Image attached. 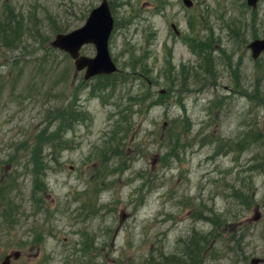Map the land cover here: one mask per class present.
Returning a JSON list of instances; mask_svg holds the SVG:
<instances>
[{"label": "rangeland", "instance_id": "rangeland-1", "mask_svg": "<svg viewBox=\"0 0 264 264\" xmlns=\"http://www.w3.org/2000/svg\"><path fill=\"white\" fill-rule=\"evenodd\" d=\"M108 1L119 73L84 82L47 42L55 24L82 27L102 0H0V13L14 7L41 32L0 49V183L17 177V215L0 195V262L22 251L17 264H145L180 255L194 233L211 240L204 264L264 259V54L248 49L264 38V0L256 11L247 0ZM72 114L58 164L39 135L60 122L63 135ZM34 140L47 168L36 202ZM243 219L249 247L238 258Z\"/></svg>", "mask_w": 264, "mask_h": 264}, {"label": "trees", "instance_id": "trees-1", "mask_svg": "<svg viewBox=\"0 0 264 264\" xmlns=\"http://www.w3.org/2000/svg\"><path fill=\"white\" fill-rule=\"evenodd\" d=\"M30 15L28 14V20L30 19ZM31 25H28V21H26V18L22 16L21 13H17L16 9L14 7H11L7 4H5L4 8L2 9L0 13V49L3 50H10L15 49L19 46H22L24 43V40L26 37H33L37 38L41 36V32L39 31H32ZM72 29L71 24L69 23L65 27H60L57 24H55L51 28V35L50 37H53L60 33H67ZM252 34H254L252 32ZM48 48L53 50L51 48V42H47ZM206 55V56H205ZM204 55V61H207V65H210V56L211 54H205ZM207 57V58H206ZM47 65V62L45 61V57L42 59V62H38V66H40V69H44ZM69 67V66H68ZM210 67V68H209ZM208 72L211 70V65L209 66ZM68 72V71H67ZM67 72H65L63 75H65ZM115 75H113L110 78H114ZM106 80H109L107 78ZM68 82V80H67ZM66 83V82H65ZM68 89V84L66 85L65 90ZM23 91V90H21ZM65 115V114H64ZM77 116V115H76ZM73 114L71 116H68L66 118L65 124L66 131L63 133V135H59L60 131V123H58L59 127H56L53 132L48 133L46 130L42 132L41 135H39L40 140L43 141L45 145L48 146L49 149H51L50 155L53 157V161L59 164L60 156L59 152L57 150L64 151L68 147L67 141L65 140L66 133L68 131H73L77 122V117ZM56 121H60V117H57L55 119ZM56 141V143H55ZM35 146L31 147V173L33 176V192L32 196L34 201L36 202V189L44 182V175L45 171L47 170L44 161L42 159V156L44 155L43 145L41 143H38L34 140ZM25 143H22L20 145H24ZM19 145V144H18ZM244 148V147H242ZM17 155L11 156V159L7 162L8 164L13 163L16 161ZM11 162V163H10ZM5 179L10 180V185H7L6 183H0V195L3 196L2 199V206L4 207L3 213L9 214L11 217H14L16 214L15 208L17 206L14 205V191L15 187L13 188L11 184L15 183L17 181V177L14 178L12 175L5 176ZM8 207V208H7ZM224 223V222H222ZM215 225H221V221L215 222ZM191 238V239H190ZM190 239V240H189ZM189 242L187 240L183 241V251L181 249L177 251L180 255H169V256H163L159 259V261H156L154 259L152 260H146L145 264L149 261L148 264H204L205 259L203 257V254L205 253V248L207 245L211 244L210 238H207V236H201L197 233H194L189 237ZM176 252V253H177Z\"/></svg>", "mask_w": 264, "mask_h": 264}, {"label": "water", "instance_id": "water-1", "mask_svg": "<svg viewBox=\"0 0 264 264\" xmlns=\"http://www.w3.org/2000/svg\"><path fill=\"white\" fill-rule=\"evenodd\" d=\"M260 0H248V5L257 8ZM188 7L192 6L190 0H184ZM114 29V19L111 14L110 5L107 0L94 9L86 24L68 34L57 35L52 46L67 52L74 60L78 71L86 70L85 79H91L99 75H111L118 71L117 66L112 61L109 52V39ZM88 44H94L97 49L95 58L81 56V49ZM249 48L252 56L256 60L264 52V39L253 41ZM20 253H13L8 256L2 264H11V259H19ZM259 259L253 260L252 264H258Z\"/></svg>", "mask_w": 264, "mask_h": 264}, {"label": "flooded vegetation", "instance_id": "flooded-vegetation-1", "mask_svg": "<svg viewBox=\"0 0 264 264\" xmlns=\"http://www.w3.org/2000/svg\"><path fill=\"white\" fill-rule=\"evenodd\" d=\"M255 220H260L261 219V214L259 212H256V215L254 217ZM243 222L240 224L239 228H241L240 230V234L238 236H236V241H235V249L239 252V257L238 258H243L242 256V251H245L248 247L249 244L247 242V236H246V228L247 226H249V223L247 221L244 222V219L242 220ZM237 229V228H236ZM238 230V229H237ZM253 259H259V260H264L263 258H261L260 256H256ZM258 264H264V261H260Z\"/></svg>", "mask_w": 264, "mask_h": 264}]
</instances>
